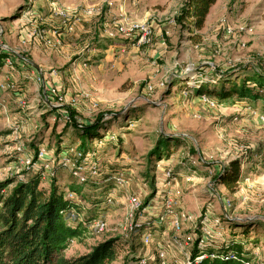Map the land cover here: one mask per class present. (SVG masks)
Instances as JSON below:
<instances>
[{"label": "rangeland", "instance_id": "1", "mask_svg": "<svg viewBox=\"0 0 264 264\" xmlns=\"http://www.w3.org/2000/svg\"><path fill=\"white\" fill-rule=\"evenodd\" d=\"M183 3L0 0V52L6 45L20 51L25 61L22 64L14 57L11 66L6 62L0 66L4 78L0 83L16 85L14 90L0 91V181L38 173L41 185L49 186L55 175L60 188L67 190L75 179L64 163L83 140L89 163L97 161L102 175L97 186L91 185V179L84 184V194L104 196L106 188L101 182L107 173L123 170L127 178L126 185L112 183L109 188H113V200L98 214L106 222L105 229L72 240L65 252L68 257L85 254L102 240L117 236L129 241L113 264H121L123 256H154L155 242L163 237L167 240L175 231L156 235L149 247H144L138 236L126 237L127 196L138 195L144 202L158 204L160 193L155 191L162 172L158 166H168L178 174L181 208L193 218L183 222L179 231L180 238L191 235L192 243L183 248L173 246L169 264H175L171 254L183 262L192 252L204 217L211 230L206 242L215 250L230 236L227 221L243 222L246 229L254 224L249 238H243L250 250V264H264L261 102L239 100L235 95L232 100L217 101L192 90L209 81L215 83L222 73L221 82L228 90L241 82L240 77L251 74V69L264 72V0H216L204 26L192 33L177 22ZM52 6L72 12L76 18L72 33L65 31L63 19ZM88 8L93 12L86 13ZM124 17L148 21L154 30L151 40L138 44L135 37L117 33L115 25ZM33 25L52 39L56 32L59 43L30 40L22 44L24 31ZM51 88L64 99H51ZM20 97L25 104L19 103ZM87 125H95L96 136L83 139L82 129ZM160 136L168 140L171 155L159 161L154 171V157L150 160L148 152ZM39 149L46 155L36 160ZM24 157H33L35 165L26 168L20 161ZM234 158L240 159L244 176L236 191L229 192L216 182V175ZM223 200L230 203L225 209ZM84 204L83 217L92 210L88 201Z\"/></svg>", "mask_w": 264, "mask_h": 264}, {"label": "trees", "instance_id": "2", "mask_svg": "<svg viewBox=\"0 0 264 264\" xmlns=\"http://www.w3.org/2000/svg\"><path fill=\"white\" fill-rule=\"evenodd\" d=\"M216 0H184L180 14L177 17L178 24L187 29L188 32H195L204 26L210 7ZM154 35V34H153ZM10 56L5 50L0 52V66L4 65V59ZM222 73L216 78V82L209 81L208 84H200L193 87L196 95L206 94L217 101H229L233 96L239 100H260L261 112L264 115V72L251 69V74L240 77L239 84H233L226 90L221 78ZM219 85V88L215 87ZM206 85H212L206 86ZM95 125H87L82 129L83 139L96 136ZM102 140V139H101ZM165 141L166 145H163ZM81 142L78 150L83 153ZM168 140L160 136L155 146L149 150L148 158L154 157V171L159 161L168 160L171 155L168 152ZM37 152L35 153L36 157ZM151 165V162H150ZM151 170V168H149ZM49 186L41 185L40 174H34L22 179L15 177L6 178L0 181V264H113L120 258V250L127 245L128 239L121 236L109 237L94 245L89 252L68 257L65 252L72 240H82L90 233V224L98 217L103 206L106 204V193L113 186L111 181L101 182L106 189L105 194L91 198L81 190L85 183L72 181L68 184L67 190L74 192L82 202L65 197L66 189L60 188L53 175ZM244 169L238 158L231 159L216 175V182L222 184L229 192L237 189V184L243 179ZM106 177V175H105ZM153 189L155 175H151ZM92 186H97L95 182ZM95 193V192H94ZM151 194L149 197H151ZM85 201L90 203L91 212L84 214L82 220L77 214L85 210ZM103 210V209H102ZM73 214V217L72 215ZM102 214V213H101ZM227 220V219H226ZM229 238L213 249L214 245H208L203 250H215L218 257L205 258L199 262L194 261L199 248L195 244L191 252V264H244L249 262L250 250L246 247L247 240L254 229V224L246 225L243 222L229 220ZM238 222V224H236ZM126 242H125V241ZM233 254V256H232ZM121 264H133L135 258L123 256Z\"/></svg>", "mask_w": 264, "mask_h": 264}, {"label": "built area", "instance_id": "3", "mask_svg": "<svg viewBox=\"0 0 264 264\" xmlns=\"http://www.w3.org/2000/svg\"><path fill=\"white\" fill-rule=\"evenodd\" d=\"M52 10L55 14L59 15L63 19L65 31L72 33L74 30V23L76 21V18L73 16L72 12L70 10H67V8L61 9L56 8L55 6H52ZM92 12L93 10L91 8H88L86 10V13L90 14ZM33 22L35 23L36 20H33ZM221 25H223V27L227 31L230 30V28L227 26V23L222 22ZM115 30L117 33L127 34L135 37L138 44L148 43L154 34V30L148 21L134 22L125 17L115 25ZM51 35H53V39L49 38L48 35L38 29L36 25H33L30 26L29 29H26L24 31L21 43L25 44L30 40H44L47 45L58 44L59 37L56 35V32H53ZM2 48H4L2 50L8 51L10 53V56H7L4 59V62H6L7 65H12L14 57L22 61V64H25V61H23L24 57L22 56V54H20V51L17 52V49L14 50L12 48H7L6 45H2ZM20 50H23V48H20ZM15 86L16 85L14 84V82L9 83L4 81L0 83V91L6 89L14 90ZM49 97H51V99L56 97L59 101H62L64 99V97L59 92H56V89L54 88H51V90H49ZM19 103L25 104L21 97L19 99ZM73 154V157L66 158L67 161L64 164L68 167L75 181H77L78 183H86L90 181L89 179H91L92 182L97 183V178L102 176L101 168L97 161L89 163V158L87 157V155L80 150H75ZM45 155L46 152H44L43 149H39L35 159H44ZM32 158L33 157H24V159H20V161L27 168L35 165ZM46 167L50 168L49 164H46ZM158 167L162 170L160 183L157 185V189L155 191L156 194L160 193V200H158V204H154L155 202H152V200L144 202L139 198L138 195L136 196L130 194L129 196H127V204L129 208L127 214L125 215L123 232L125 233L126 237H128L129 235L138 236L144 247L153 245L156 235H162V233L168 234L166 232L170 231L171 233L172 231L175 232H173L172 235L168 234L171 236H168L167 240L164 241L165 238L163 237V239L161 238V242H155L156 248L154 256H152L151 254L149 256H137L133 264H169V250L173 246L183 248L184 245H188L190 244V242L192 243L191 235L186 234L183 236V238H180L181 235L179 231L182 227L183 222H192L193 218L190 214H188L181 208L182 193L177 183L178 174H175V172L168 166H164L163 168L162 166ZM15 173L17 174L18 172ZM51 175H53V173H51ZM16 176H18V179L23 178L20 174ZM102 181H111L117 186H123L126 185L127 178L124 175L123 170H118L112 173H107L106 177L104 176L102 178ZM110 190L106 193V204L107 202L110 203L114 197V194L112 193L113 188ZM65 197L76 200L78 202H82L74 192H71L69 190L65 191ZM221 204L223 209L230 205L229 200H223ZM71 215L73 217V214ZM77 215L80 220L83 219L82 214L79 213ZM204 218L200 220V236L193 239V243L196 244L199 248L198 254L194 257L195 262H199L205 258L212 259L218 257V253L215 250L205 251L202 249L206 245L211 244V242H206L207 237L211 234V230L207 229L205 225L206 219ZM218 222V220H214L213 224L218 225ZM105 226V220L101 219L100 217H96L91 222L90 229L98 234L105 229ZM164 234L162 236H164ZM171 256V259H173L175 264H191V252H189L186 260L183 262H179L172 254ZM244 264H250V262H245Z\"/></svg>", "mask_w": 264, "mask_h": 264}, {"label": "crops", "instance_id": "4", "mask_svg": "<svg viewBox=\"0 0 264 264\" xmlns=\"http://www.w3.org/2000/svg\"><path fill=\"white\" fill-rule=\"evenodd\" d=\"M4 78H3V75H2V73H1V75H0V81H2Z\"/></svg>", "mask_w": 264, "mask_h": 264}]
</instances>
